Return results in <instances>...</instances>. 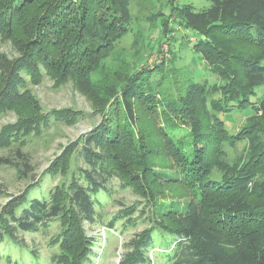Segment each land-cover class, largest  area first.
<instances>
[{
    "label": "rangeland",
    "instance_id": "374dc122",
    "mask_svg": "<svg viewBox=\"0 0 264 264\" xmlns=\"http://www.w3.org/2000/svg\"><path fill=\"white\" fill-rule=\"evenodd\" d=\"M120 25L121 35L101 48L94 66L78 63V57L66 52L65 74L46 65L52 77L44 74L38 82H28L14 108L0 115V132L26 125L30 130L18 144L0 148V218L15 210L28 192L68 196L72 173L83 165L77 152L97 129L105 132L103 156L117 160V176L108 184L111 193L93 196L100 201L94 223L82 222L70 208L63 224L21 234L42 264H52V257L64 249L62 244L50 247L59 235L77 249V244L92 242L93 255L86 264H122L128 243L153 223L179 227L186 209L198 202L182 181L186 168H201L199 179L207 193L238 175L262 182L264 154L258 147L264 145V0H129ZM17 56L8 44L0 48V64ZM54 56L59 64L60 57ZM35 61L45 71L43 59ZM79 66L83 72L76 71ZM129 85L136 92L132 125L122 102ZM13 146L28 158L27 165L20 163ZM192 148L202 166L186 164L184 154ZM7 158L19 168L2 162ZM249 193L255 213L264 217V194L251 185ZM131 208L134 227L125 224L127 218L109 227L120 211ZM205 214L212 222L218 220ZM226 225L223 231L229 235L233 228ZM62 228L70 230L68 236ZM230 239L222 238L225 248ZM172 241L169 235L154 236L151 264H169L166 253ZM6 248L12 249L13 259L32 264L27 253L0 244Z\"/></svg>",
    "mask_w": 264,
    "mask_h": 264
},
{
    "label": "trees",
    "instance_id": "16d2710c",
    "mask_svg": "<svg viewBox=\"0 0 264 264\" xmlns=\"http://www.w3.org/2000/svg\"><path fill=\"white\" fill-rule=\"evenodd\" d=\"M128 2L129 0H0V48L8 44L18 54L13 61L4 60L0 64V115L14 108L19 95L27 90L28 82H38L44 74L52 77V69L46 65L56 69L58 73L62 68V73L65 74L68 70L67 53L72 52V56L78 57V63L79 60L86 61L90 62L89 66H94L96 57H100L101 48L113 44L121 35L118 27L126 18ZM101 31H104L103 35ZM260 36H264L262 31ZM54 55L60 57L59 64ZM91 55L96 60H92ZM37 58L43 59L45 71L38 69L41 63L35 61ZM79 68L76 71L83 72L82 67ZM135 98L133 86L124 88L122 102L130 125L136 122ZM260 110L264 111V99L260 103ZM28 129V125L5 127L0 132V148L18 144L19 140H23L20 138L29 134ZM104 133L97 129L82 141L77 158L83 165L77 166L72 173L66 189L68 196L60 199L50 192L48 197L44 194L37 197L30 196L28 192L21 197L15 210L1 216L0 244L10 245L27 253L32 264H42L40 254L29 248L21 234L42 232L57 221L63 224L70 208L82 222L96 221V208L100 201L99 198L93 199V196L101 191H106L109 195L111 191L108 184L117 176L114 167L117 160L113 163L103 156L107 143ZM110 139L114 140L113 137ZM178 147L182 148L181 145ZM195 150L192 148L189 150L191 153L184 154L187 157L185 162L191 166H202L203 162L196 160ZM258 151L263 155L264 145H259ZM15 154L20 163L28 164V158L20 148L15 147ZM2 160L6 165L19 168L9 158ZM128 164L133 166V160L128 161ZM185 170L186 178L182 181H187L198 202L186 209L183 213L185 220L181 221L179 227L162 226L157 222L137 234L128 243L130 251L122 264H151L149 254L155 249L153 242L157 233L173 237L166 253L169 264H264V217H258L255 213L249 193L251 185L252 190L264 194V171L261 172V183L253 181L252 176L238 175L231 182L223 181L215 185L217 188L213 193H207L204 188L206 184L199 179V175L203 173L201 168L189 167ZM122 186L128 188L124 184ZM134 209L120 211L110 221L109 227L125 218V224L134 227L135 219L130 217L134 215ZM177 211L181 213L179 208ZM206 212L217 216L218 220L212 222L206 219ZM227 223L233 228L229 235L223 231L226 230ZM62 231L68 236L70 230L62 228ZM227 236L231 239L227 241L228 248H225L222 238ZM50 243L52 248L61 244L64 247L61 254L52 257V264H86L93 255L89 248L92 242L89 240L85 245L77 244L76 247L80 249L70 245V240L60 235L52 238ZM11 253L12 249H0V261L4 260L7 264H27L25 260L13 259Z\"/></svg>",
    "mask_w": 264,
    "mask_h": 264
}]
</instances>
